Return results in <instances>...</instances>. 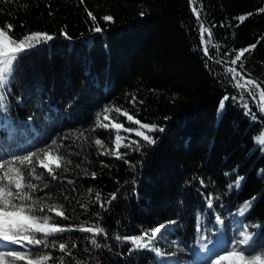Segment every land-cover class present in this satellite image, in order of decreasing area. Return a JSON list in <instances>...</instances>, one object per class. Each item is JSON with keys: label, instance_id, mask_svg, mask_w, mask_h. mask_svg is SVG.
I'll list each match as a JSON object with an SVG mask.
<instances>
[{"label": "trees", "instance_id": "16d2710c", "mask_svg": "<svg viewBox=\"0 0 264 264\" xmlns=\"http://www.w3.org/2000/svg\"><path fill=\"white\" fill-rule=\"evenodd\" d=\"M8 25L18 38L53 37L20 54L4 89L5 123L34 124L26 134L0 133V161L8 162L2 144L17 137L36 150L10 160L49 148L71 161L55 178L36 166L42 179L27 181L38 186L34 198L63 206L68 219L53 222L73 230L49 239L69 245L65 264H157L149 248L117 237L150 235L174 222L169 239H199L209 230V198L225 214L255 197L237 218L253 234L254 250H264V0H0V27ZM202 26L210 42L207 32L202 41ZM243 49L249 51L233 64ZM115 109L157 130L140 129ZM98 118L109 127H98ZM113 122L123 128L117 132ZM123 129L141 130L155 143ZM237 177L244 178L240 187L230 188ZM82 225L104 230L94 237L99 248L77 230Z\"/></svg>", "mask_w": 264, "mask_h": 264}, {"label": "snow or ice", "instance_id": "6c2138e0", "mask_svg": "<svg viewBox=\"0 0 264 264\" xmlns=\"http://www.w3.org/2000/svg\"><path fill=\"white\" fill-rule=\"evenodd\" d=\"M83 2V0H81ZM195 11V9H194ZM90 18L95 22L96 18L91 12L88 13ZM198 18H199V14ZM251 15V13H249ZM105 21H112L111 16L103 17ZM246 19L245 16L238 17V20L243 23ZM12 26L0 27V105L4 100V89L9 84L10 78L16 66V62L21 53L33 48L36 44L52 40L53 37L44 33H30L22 38L15 36L11 31ZM96 32H100L101 28L96 26L94 29ZM208 33V41H211V32L207 28H203L201 32V39L204 40V33ZM254 48L255 45L250 46ZM207 48H205V54L207 55ZM249 49L240 50L232 61L233 64L240 60L244 53ZM242 66V64H241ZM229 71L235 73V69H229ZM247 84L253 85V87L259 90V85L254 81L248 80ZM238 88H243L244 85L237 84ZM249 94H253L252 90H249ZM259 96L261 101L264 102V90H259ZM228 97H224L227 100ZM247 108V105H244ZM261 112H264V103L259 105ZM220 108H224V101H221ZM109 109H105L108 112ZM117 113L127 116L129 122L138 124L140 129H147L149 132L155 131V125L143 124L138 120H135L133 116L122 112L120 109H115ZM246 114H251L246 113ZM253 118H255L253 116ZM105 120H108L107 115L104 116ZM98 127H109V125L99 123ZM113 129L117 132L123 128L118 122L111 124ZM124 131H135V135L142 137L148 144H153L155 141L141 130L135 129H123ZM159 131H163L160 128ZM123 138L117 134L115 139L116 155L117 158H121L119 154V148L121 147V140ZM258 142L264 144V136L258 138ZM55 143V142H53ZM95 143L103 147L101 140H96ZM135 143V142H133ZM17 163L21 166H31L27 171H23L21 167H17ZM71 161H66L63 156L56 155L52 151H45L41 154L31 153L23 157H16L13 161L0 163V242L7 245H18L20 249L8 248L7 250H0V264H65L64 256H71V250L67 243L56 242L50 240L49 237H56L62 235L64 232L72 231L71 228H66L54 223L55 217H62L68 219L67 215L63 211L62 205L54 203H44L39 199L33 197V193L37 191V185L31 182H27L30 178L36 180L42 179V174L36 172V166L46 170L49 175L55 178V169L64 168L66 164H70ZM55 165V169L52 167ZM93 177L95 174H92ZM243 177H237L233 185H229L230 188H239ZM203 184V181H201ZM112 199H115L113 195ZM97 200H99V194H97ZM246 201L245 204L239 210L240 215H244L252 206V201ZM111 201H108L110 203ZM208 206L211 208L212 200L209 198ZM104 207V204H101ZM54 213L51 215H37V213ZM217 221L220 222V217L217 216ZM174 223V222H170ZM166 225L160 224L159 226L150 230L149 233H145L141 237H117V239L129 240L134 246V249L150 248L153 251L159 250L154 247V241L163 238L162 229ZM77 230L85 233H90L93 237L91 244L94 247L99 248L100 244L97 243L94 237L99 235H106L104 230L99 226H80ZM199 230V229H198ZM147 237V242H144V237ZM241 239L236 240L233 246L215 256L211 261V264H264V250L256 252L254 250L253 234L247 231L245 227L240 233ZM210 242V241H209ZM73 243L71 248H75ZM201 247L206 248V244H202ZM50 249H57L63 255L60 257H54L51 254ZM76 264H80L79 261Z\"/></svg>", "mask_w": 264, "mask_h": 264}, {"label": "rangeland", "instance_id": "374dc122", "mask_svg": "<svg viewBox=\"0 0 264 264\" xmlns=\"http://www.w3.org/2000/svg\"><path fill=\"white\" fill-rule=\"evenodd\" d=\"M53 152V151H52ZM52 167L55 168V165H52ZM217 216H219V214L217 212H213L210 219H211V228H217L218 229V237H222L224 236V230L226 229V226L224 225L223 221L220 219V222L217 221ZM232 227V225H231ZM230 235H236L238 237H240L241 239V236H240V232L238 233H235V231H233L232 228H230ZM175 240L171 241L170 244L174 245L175 246ZM165 246H168L169 244V241L165 242L164 243ZM15 250H21L19 248H14ZM4 250H7V249H4ZM176 253H180V250L178 249V247L176 246ZM178 260L175 259L173 260V264H177Z\"/></svg>", "mask_w": 264, "mask_h": 264}]
</instances>
